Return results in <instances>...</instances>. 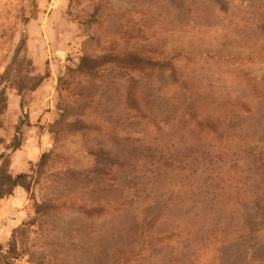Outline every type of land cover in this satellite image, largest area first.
Masks as SVG:
<instances>
[{
  "label": "rangeland",
  "instance_id": "rangeland-1",
  "mask_svg": "<svg viewBox=\"0 0 264 264\" xmlns=\"http://www.w3.org/2000/svg\"><path fill=\"white\" fill-rule=\"evenodd\" d=\"M107 53L169 66L71 72ZM261 95L264 0H0V252L17 228L15 264H264Z\"/></svg>",
  "mask_w": 264,
  "mask_h": 264
},
{
  "label": "trees",
  "instance_id": "trees-1",
  "mask_svg": "<svg viewBox=\"0 0 264 264\" xmlns=\"http://www.w3.org/2000/svg\"><path fill=\"white\" fill-rule=\"evenodd\" d=\"M120 62L126 63V65L133 70H136L138 68L139 69L145 68L143 66H148V67H168L169 66L168 63H157L156 61H154L152 59L142 58V57H139L135 54L122 55L121 57H119L118 54L107 53V54H103L99 57H92V56H88V55L82 56L80 58L78 66L75 69H72L71 72L79 74V75L90 77V76L96 75V73L101 68H103L104 66H108L110 64L116 65V64H120ZM257 93L261 94V92H259V91H257ZM263 96L264 95H261L259 97H261V99H262ZM220 121L221 120H219V119H205V120H200L199 123L202 122L203 124L207 123V124L211 125V127L215 131V134L218 135V132L221 133V131H222V126H221ZM231 129H232V126H230V130ZM224 135L226 136L227 139H231V140L235 137L234 134L224 133ZM239 140L243 143L244 140L246 141V138H240ZM248 150H249V148H248ZM251 152L252 153H251L250 159L248 160V168L247 169L250 170V173L254 172V175L257 176L256 181L260 182V184L255 185V186H257L256 188H254L255 186H253V189H256L257 191L259 189L264 190V151H259L258 149H254ZM48 154L49 153L43 155L42 160L38 165V170L40 169V167L43 166L44 159L48 157ZM261 171H263V172H261ZM234 177H235V175L233 174V178ZM230 179L232 180V173L226 175V181H229ZM21 180H22L21 178L14 177L11 172H6V171L0 170V202L2 200L7 199L8 197H11L14 194V191L20 185ZM221 189H223V188H220L219 190H217L215 188V189H212L210 192H208V193L206 192V193H207V195L212 193V195H214V196H217V195L219 196V194H221L220 193ZM227 191H230V189H225V193ZM230 192H231L230 194L233 193L232 191H230ZM248 192L253 193V190L252 189L239 190V193H244V195H246ZM140 194H141V191H136V192H133L131 195L133 196V198L138 199ZM254 195H256V197H257V194L255 192H254ZM204 198H205V196H204ZM235 203H237V202L235 201ZM241 203L250 204L247 201H244V198H243ZM251 203H253V202H251ZM51 204H53V202H50V201L43 202V203H36L35 215H41L45 211L50 210L53 207V205H51ZM161 212H162V210H161ZM161 212L159 213L160 215H161ZM16 229H14V231H13V239L9 242V247H8L7 251H5V253H2V251L0 252V264H15L14 262L20 258V255L18 252V244L16 242V239L14 238L16 233L19 231ZM145 232H146V234H142V237L145 236L147 239L149 238V241L152 244L156 245V244H159L160 242L164 241V239H162V238H159L158 240H153L154 238H150V236H149V235H151V233L148 231H145Z\"/></svg>",
  "mask_w": 264,
  "mask_h": 264
},
{
  "label": "crops",
  "instance_id": "crops-1",
  "mask_svg": "<svg viewBox=\"0 0 264 264\" xmlns=\"http://www.w3.org/2000/svg\"><path fill=\"white\" fill-rule=\"evenodd\" d=\"M6 202H8V200H7V199H5V200H2V201L0 202V207H1V206H4V205H6Z\"/></svg>",
  "mask_w": 264,
  "mask_h": 264
},
{
  "label": "water",
  "instance_id": "water-1",
  "mask_svg": "<svg viewBox=\"0 0 264 264\" xmlns=\"http://www.w3.org/2000/svg\"><path fill=\"white\" fill-rule=\"evenodd\" d=\"M17 144H18V143H17V140H16V142H15V147H14V148H16V147H17Z\"/></svg>",
  "mask_w": 264,
  "mask_h": 264
}]
</instances>
